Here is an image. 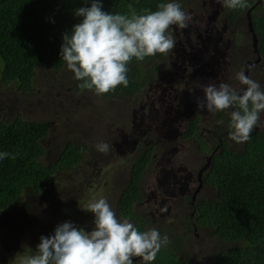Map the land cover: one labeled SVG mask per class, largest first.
<instances>
[{
  "label": "trees",
  "instance_id": "1",
  "mask_svg": "<svg viewBox=\"0 0 264 264\" xmlns=\"http://www.w3.org/2000/svg\"><path fill=\"white\" fill-rule=\"evenodd\" d=\"M161 0H102L103 10L126 14L129 5L137 13L145 9L155 11ZM85 6L82 0H0V80L6 86L14 85L23 95L35 92L39 69L60 74L66 65L60 61L59 51L62 35L70 32L80 22L74 10ZM249 7L231 11L236 22ZM254 31L259 38L258 50L264 57V0L251 11ZM247 20V30L249 29ZM251 34V33H250ZM165 55L133 60L129 65V84L118 87L102 98L117 99L135 97L140 99L144 89L166 69L154 63ZM75 91L85 89L78 87ZM219 114L227 125L230 116ZM188 139H198L202 151H208L205 140L198 137L199 118L193 119ZM48 123L24 120L18 116L10 122L0 121V151L16 155L15 159L0 162V237L5 228L2 215L16 207H26L29 195L41 196L53 179L60 173L71 172L81 164L86 149L83 145L67 144L58 158L49 165L42 164L45 149L42 141L49 135ZM225 143V142H224ZM152 151L142 147L130 171L128 188L118 199V216L133 219L141 230H147L142 219L134 216L133 206L143 200L139 189L140 179L151 163ZM204 183L217 194L214 202L197 203L194 221L198 227L211 230L212 235L226 242L229 248L214 252L210 264H264V132L255 128L251 139L240 151L224 145L221 152L213 155ZM132 222V221H131ZM149 223V222H148ZM159 229V228H158ZM169 237L170 243L158 253L154 264H191L178 253L181 238L172 236L168 229H159ZM4 256L0 252V264Z\"/></svg>",
  "mask_w": 264,
  "mask_h": 264
},
{
  "label": "rangeland",
  "instance_id": "2",
  "mask_svg": "<svg viewBox=\"0 0 264 264\" xmlns=\"http://www.w3.org/2000/svg\"><path fill=\"white\" fill-rule=\"evenodd\" d=\"M180 2L184 6L188 5L187 0ZM189 7L193 8L191 5ZM246 33L247 18L243 15L236 26L228 31L231 38L230 47L238 56L245 57L246 51H249L251 37ZM153 60L161 65L166 62L156 58ZM258 65L251 70L250 75L264 87V60L259 61ZM206 71L207 74L211 72L210 69ZM74 85V74L66 67L60 74L39 69L35 92L31 95H23L16 86H6L0 80V121L10 122L20 116L24 120L49 124V135L42 141L45 149L43 165L55 161L69 143L81 144L86 149L78 168L58 174L50 188L41 196L29 195L25 208L16 207L2 215L1 223L5 232L0 237V252L4 256L3 263L21 264V255L34 252L40 237L50 236L54 229L64 222H72L78 228L91 231L94 217L86 211L90 202L105 198L115 211L117 199L128 181L131 161L137 148L146 147L152 140H163L161 121L154 124L151 120L147 124V118L154 116L155 112L160 115L161 108L165 109L174 103H180V109L185 111L189 110L185 102L192 105L189 100L180 99L185 90L175 94L176 97L170 92H165L161 99L156 96L155 100L151 101L150 108L141 109L138 98L125 96L104 99L90 90L76 92ZM149 89L146 87L143 95L148 93ZM141 110L147 114L143 115ZM212 122L213 119L204 116L201 132L213 141V138L226 133L227 130L221 122L215 127ZM257 129L264 132V114L261 115ZM225 139L230 140L228 136H225ZM168 140L174 142L176 138L170 135ZM99 142L108 143L110 151L106 154L97 152L95 145ZM230 145L235 151H240L243 146L231 140ZM183 148L189 156L186 161L197 160V146L186 142ZM178 153L181 154L179 151ZM206 154L200 151L198 158L204 159L199 161V166L205 163ZM198 169L199 167L192 169L193 174L188 181L195 189L198 187L195 179ZM154 172L155 166H152L149 170L150 176ZM173 186L183 187L180 183H174ZM170 196V199H174L173 192H170ZM191 197L192 194L182 196L185 202L180 204L174 201L173 212L170 214H165L164 211L154 213L148 204L143 208V212L148 209L151 213L153 226L168 229L172 236L181 238L178 247L180 256L185 257L191 264H210L211 255L227 250L230 244L213 236L209 229L198 227L194 230L190 223L191 209L187 203ZM216 200V191L207 186L202 188L197 197V202ZM149 202H152V199Z\"/></svg>",
  "mask_w": 264,
  "mask_h": 264
},
{
  "label": "clouds",
  "instance_id": "3",
  "mask_svg": "<svg viewBox=\"0 0 264 264\" xmlns=\"http://www.w3.org/2000/svg\"><path fill=\"white\" fill-rule=\"evenodd\" d=\"M82 2L85 6L74 10L80 22L62 35L59 57L80 82L79 88L100 97L128 86L133 60L171 53L176 46L174 31L186 29L192 19L180 0H161L155 11L145 9L143 13L129 5L126 14L104 11L102 0ZM217 3L231 11L249 7V0ZM236 79L239 89L229 83L203 86L204 96L196 101V108L228 114V139L244 144L264 114V87L244 71ZM95 149L106 154L110 145L99 142ZM15 158L13 153L0 151V162ZM86 211L94 217L91 231L64 222L50 236H41L34 252L21 255V264H154L170 243L155 226L141 231L128 218H118L105 198L90 202Z\"/></svg>",
  "mask_w": 264,
  "mask_h": 264
},
{
  "label": "flooded vegetation",
  "instance_id": "4",
  "mask_svg": "<svg viewBox=\"0 0 264 264\" xmlns=\"http://www.w3.org/2000/svg\"><path fill=\"white\" fill-rule=\"evenodd\" d=\"M187 1V6H184L183 3L181 4L183 9L191 15L192 19L186 29H176L174 31L176 46L171 53L165 56L164 61L166 60V62L161 65L166 69V74L159 75L156 80H152L148 84L150 88L148 93L144 94L139 99V108L148 109L152 106L151 101L155 100L156 96L161 99V96L164 95L165 92H170L171 95L176 97L175 94H179L185 90L180 99H187L192 103V105H188V103L185 102L189 107L188 111L180 109V103H174L168 105L165 109L161 108L160 115L155 112L154 116H149L147 118V124H149L151 120L152 122L154 121V124L161 121L164 132V136L162 137L163 140L160 139L157 142L152 140L146 145V147L152 151V160L144 170L139 183V189L143 194V200L135 203L133 206V217L141 218L147 229L153 227L154 224L148 209L143 212V208L147 204L153 209L154 213L164 211L165 214H170L173 212V202L176 201L178 204L184 203L185 200L182 196H188V194H192V197L187 202L191 209L190 223L194 227V230L198 228L194 221L195 210L197 203H199L197 202V197L202 188L207 186L204 183L205 174L210 168L213 155L217 152H221L225 144L229 147L231 145L230 140L228 141L225 139V136H228V124L226 125L222 117H219V114L222 113L198 111L196 108V101L198 99H203V86L209 83H216L217 85L229 83L234 88L239 89L241 85L236 79L237 73L244 71L245 75L253 79L250 75L251 70L259 66V61L264 60L263 55L255 51L253 35L250 29L247 30L246 35L251 37V43L249 51H246L247 54H245V57L238 56L230 47L231 38L228 36V31L236 26L242 16L236 19V22L232 21L233 13L225 8L222 3H217V0ZM250 1L253 2L252 9H250L251 11L254 9L255 3L261 6L263 4V0ZM190 5L193 6V8H190ZM250 10L248 9V11ZM247 12L244 13L246 18H248ZM258 46L259 38L257 36V47ZM196 62L198 64H196ZM241 65H243V67H240ZM207 69L211 70L208 74L206 71ZM141 111L143 115L147 114L145 111ZM224 115L227 116V118L229 117L226 113H224ZM204 116L214 120V122H212L213 127H215L218 122H221L227 132L220 134L217 138H213L212 141L211 138H208V136L201 132V121ZM196 117L199 118L200 122L198 137L205 140L208 145L207 152L202 151V145L198 139H188L186 137V134L189 133L192 128L190 123L193 122V119ZM170 135L175 137L176 141L170 142L168 140ZM186 142L193 143L197 146L196 161H192L191 159L186 161L189 157L188 153L183 148ZM141 148L142 147H138L137 151L134 153L130 171ZM178 151L181 154H179ZM200 151L207 154L205 163L199 166V161H203L204 159L198 158ZM210 158L211 161L209 162ZM208 162L209 166L207 170L202 172V169ZM152 166H155V172L150 176L149 170ZM194 167H199L197 175L195 176L198 187L200 185L199 178L202 179V188L198 191L197 195H195V193L198 187L195 189V187L188 183L189 177L193 174L192 169ZM130 180L129 172V178L123 190L128 188ZM176 180L179 181L176 182ZM174 183H180L183 187L173 186ZM170 192L174 193V199H170ZM147 199H152V202H149V200L146 202ZM180 207L182 206H179V208ZM117 210L118 205L115 210L116 214ZM118 218L120 217L118 216ZM129 220L135 223L132 217Z\"/></svg>",
  "mask_w": 264,
  "mask_h": 264
},
{
  "label": "water",
  "instance_id": "5",
  "mask_svg": "<svg viewBox=\"0 0 264 264\" xmlns=\"http://www.w3.org/2000/svg\"><path fill=\"white\" fill-rule=\"evenodd\" d=\"M260 1H262V0H260ZM253 8H255V7H253ZM247 15H248V20H249V25H250L249 26V29L251 30V33L253 35L255 51L259 52L258 47H257V35H256V33H255L254 29H253V26H252L251 10L247 12ZM210 161H211V158H210L209 162ZM209 162L202 169V172H205L207 170V168L209 166ZM199 182H200V185H199L198 190L196 191L195 195H197L198 194V191L202 188V179L201 178H199Z\"/></svg>",
  "mask_w": 264,
  "mask_h": 264
}]
</instances>
